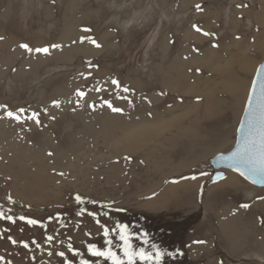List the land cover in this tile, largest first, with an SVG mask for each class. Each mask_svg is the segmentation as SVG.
I'll return each instance as SVG.
<instances>
[{
  "label": "rangeland",
  "instance_id": "374dc122",
  "mask_svg": "<svg viewBox=\"0 0 264 264\" xmlns=\"http://www.w3.org/2000/svg\"><path fill=\"white\" fill-rule=\"evenodd\" d=\"M261 7L264 12L258 0H0V105L25 110L17 122L0 108V210L16 220H0V257L11 264H62L48 253L65 251L71 264H111L87 248L103 251L111 240L123 257L116 228L123 224L132 251L155 257V245L163 253L160 264H263L264 188L230 171L213 182L208 166L234 144L246 101L239 105L237 95L219 90L222 72L213 68L231 52L251 58V72L232 69L234 82L250 88L264 55L249 49L262 28L242 13L257 10L260 19ZM21 44L49 52L29 53ZM243 45L251 51L244 56ZM178 74L187 76L184 89L175 83ZM191 85L201 93L191 94ZM77 90L85 96L78 98ZM206 93L220 104L205 108ZM105 101L122 111L112 112ZM205 109L213 115L206 118ZM196 111L206 119L195 121ZM33 112L39 125L27 119ZM188 121L199 123L189 125L196 134L185 133ZM149 123L142 142L125 139ZM193 175L196 180L181 179ZM230 176L235 183L228 186Z\"/></svg>",
  "mask_w": 264,
  "mask_h": 264
},
{
  "label": "snow or ice",
  "instance_id": "6c2138e0",
  "mask_svg": "<svg viewBox=\"0 0 264 264\" xmlns=\"http://www.w3.org/2000/svg\"><path fill=\"white\" fill-rule=\"evenodd\" d=\"M197 11L201 10V6L197 4ZM239 7V5H238ZM193 29L197 32H201L202 30L197 26L193 25ZM85 32L90 31V29H84ZM203 35L209 36L212 35L208 32H203ZM2 39V37H0ZM84 39H88L90 43L99 47L95 40H91L89 37H82L81 42ZM215 46V45H213ZM21 48L25 49L29 53H43L47 54L49 49L47 47L43 48H30L27 44H21ZM53 48L58 47V45H52ZM198 71V70H197ZM257 79L253 80L252 88L248 94L247 105L244 109V118L240 121V127L237 130L238 138L236 141L235 148L231 150L227 155H219L216 157L217 161H222L226 164V166L233 171L239 173L240 176L244 177L246 180H249L253 184H261L264 185V64H261L257 69L256 73ZM112 84L120 87L119 82L116 80H112ZM125 92H128L129 89L125 88ZM75 95L78 98H83L85 93L83 91L77 90ZM53 106L59 107L60 101L54 100ZM107 107L111 109L112 112L118 113L121 112L122 109L118 107H113L112 103L109 101H105ZM0 108H4L5 117L9 119L16 120L17 122L21 121V114L24 113V109H19L17 112L7 110V107L4 105H0ZM29 120H33L37 125L41 123L39 119V113L33 112L30 116L27 117ZM51 155V153H49ZM130 159V158H126ZM201 176L207 175V173L201 172ZM182 180H196L197 177L195 175L191 177H181ZM213 182L216 180L223 179L222 174L217 172L216 176L212 178ZM173 183H177L178 181H172ZM77 203H83V200L79 195L75 197ZM93 202L94 201H90ZM242 208H247L249 205L242 204ZM83 209H81V212ZM19 220H26L25 216H19ZM0 220H7L12 223H15L16 220L12 215H6L3 210H0ZM28 225H37L39 221L37 219H27ZM116 228L119 229L118 239L123 243L121 245H117L118 248L121 249L123 253V257L118 256L115 251L112 250L111 240H106V243L109 245L108 248H105L103 251L98 249L95 244H89L87 251L94 257H104L106 260L110 261L111 264H135V260L138 258L141 261H148L149 264H152L153 259L155 260V264H160L161 257L163 253H161L158 249H156L155 245H152V249L155 252V257H153L152 252H145L144 249H139L138 251H132V245L130 243V233L126 225L117 224ZM7 231V230H6ZM108 229H104V236H108ZM7 239L15 245L17 241L13 239L10 235L7 236ZM48 242L53 241V237L51 235L46 237ZM23 248L27 249L29 247L27 242H20ZM33 244H36L37 248H39V244L33 240ZM67 251L72 254V257L78 255V253L73 248L71 243L67 246ZM56 255L57 257L62 259V264H71V259H64L65 251H56L49 252L48 255ZM0 264H11V261H4L3 257H0ZM80 264H89L87 260H80Z\"/></svg>",
  "mask_w": 264,
  "mask_h": 264
},
{
  "label": "bare ground",
  "instance_id": "6f19581e",
  "mask_svg": "<svg viewBox=\"0 0 264 264\" xmlns=\"http://www.w3.org/2000/svg\"><path fill=\"white\" fill-rule=\"evenodd\" d=\"M259 2H264V0H258ZM262 10V12H263V8L261 7V9H260V11ZM243 13L240 11V13H242V14H244V13H248V14H251L252 15V18H253V20H254V22H255V24H257V25H259V26H261V28H262V30L260 31V32H258L257 34L256 33H254V38H255V41L254 42H252L251 44H250V46L252 47L254 44H257L256 45V49L255 48H251V49H249V50H259V51H261L259 54H258V56H260V55H264V12L262 13V17L259 19V16H260V14H257V10H256V12H255V10H247L246 8H244L243 9ZM232 24H233V26L234 25H236V22H237V18H233L232 19ZM263 25V26H262ZM257 37H259V38H257ZM242 41V39H240V41H234L235 43H234V47H237V46H239V45H241V42ZM243 50H241V55L242 56H244L245 54H247V52H251V51H246V48L244 47V45H243ZM246 51V52H245ZM234 53L233 52H231L229 55H228V59L227 60H224L223 62H221V64H220V62L219 63H217L216 64V67H214L213 68V71H220V72H222L221 74H222V76H221V79H222V81H221V83L219 84V90H226V92H228V93H230V94H233L234 96L235 95H237V96H235V97H237V98H239V102L238 103H240L239 105H243V102H244V100L247 98L246 96L248 95L247 94V92H249L248 91V88H249V85H248V82H246V86L244 87V89L243 88H241L239 85V83H237L238 81V77L236 76V75H232V73H233V71H232V69L234 68V67H238L239 69H241V70H244V68H246V69H248L249 70V72H251L252 71V68L254 67V63H251V64H249V61L248 60H251V58H246V56L245 57H243V58H246L245 60H243V58L241 59L240 57L238 58V57H236L235 55H233ZM244 54V55H243ZM213 54H212V52H210V57L212 56ZM233 57H235V59H236V61H237V65H234L233 66ZM251 57V56H250ZM238 58V59H237ZM207 59V58H206ZM209 59V58H208ZM213 59V58H212ZM221 65V66H220ZM259 66V65H258ZM257 66V67H258ZM240 70V71H241ZM256 70H257V68H256ZM256 70H255V73H256ZM184 72V71H183ZM226 73V74H225ZM255 73H254V75H255ZM224 77H226V79L224 78ZM254 77V76H253ZM195 79H197L198 80V77H196L195 76ZM242 79V78H241ZM175 83L178 85V88H180V87H182L183 89H184V86H186L188 83H189V81L187 80V76H186V79H185V77L182 75V74H178L177 75V78H175ZM234 81H237V82H234ZM242 82V81H241ZM252 82V81H251ZM138 84V83H137ZM136 84V85H137ZM237 84V85H236ZM248 85V86H247ZM207 86V85H206ZM181 88V89H182ZM190 88H192V89H194V91L191 93V94H193V93H196V94H200L201 92H199V91H197V90H195V88H196V86L195 85H191L190 86ZM138 90H143L142 88H139ZM144 91V90H143ZM181 92H182V90H181ZM220 92V91H219ZM133 93V92H132ZM183 94H185L184 92H183ZM182 94V95H183ZM143 95V94H142ZM144 95H146V93L144 94ZM136 96V95H135ZM192 97V96H191ZM145 98H146V96H145ZM203 98H204V104H205V108L208 106V108L209 107H211L212 106V104L215 102L216 104H220L217 100L216 101H214V100H212L211 99V97H210V101H208V100H206V99H208L209 98V96L207 95V93L203 96ZM195 101V100H194ZM203 102V101H202ZM245 103H246V101H245ZM215 104V106H217ZM199 104H194V108H195V110H196V108H197V106H198ZM245 105V104H244ZM237 105H235V107H236ZM193 108V109H194ZM242 108V107H241ZM204 115L206 114V118L207 117H211L212 115H213V112L211 111V109H205L204 110V113H203ZM201 115V113H199L198 111H196V115H197V118H195V121L198 119V120H200L201 122L203 121V120H205L206 118L205 117H203L204 115ZM194 120V119H193ZM188 123V125L185 127V129H184V131H185V133L186 134H196V132H197V130H194V129H192L191 128V126H189L191 123H192V121H190V123H189V121L187 122ZM194 123V127L193 128H197L198 127V124L199 123H195V122H193ZM192 123V124H193ZM150 126H153V125H151V123H149V124H142V125H139V126H137L135 129H136V131H135V133L134 132H132V133H129V134H127L126 135V138L125 139H127V140H129V139H134V140H137V141H141L142 142V140H143V137H144V135L148 132V131H150V130H152V127H150ZM164 127H165V125H164ZM187 131V132H186ZM194 132V133H193ZM149 135V134H148ZM223 141H225V140H223ZM130 142V141H129ZM226 143V142H225ZM131 144V143H130ZM175 144V143H174ZM174 144H172V145H174ZM221 144V143H220ZM223 145H224V143H223ZM190 146V145H189ZM220 146V145H219ZM218 146V147H219ZM212 148H208L206 151L207 152H209V150H211ZM215 149V148H214ZM190 154V153H189ZM232 181H234V177H232V176H230V177H228V179L227 180H225L224 182H226L227 183V185H228V183L229 184H231V183H233ZM224 182H222L223 184H224ZM234 183H235V181H234ZM221 184V183H220ZM231 185H233V184H231ZM230 185V186H231ZM225 186V185H224ZM229 186V185H228ZM214 189V188H213ZM257 204V203H256ZM256 207V206H255ZM232 232V231H231ZM264 264V263H263Z\"/></svg>",
  "mask_w": 264,
  "mask_h": 264
},
{
  "label": "water",
  "instance_id": "95a60500",
  "mask_svg": "<svg viewBox=\"0 0 264 264\" xmlns=\"http://www.w3.org/2000/svg\"><path fill=\"white\" fill-rule=\"evenodd\" d=\"M261 64H264V60L259 64V66L257 67V69L260 67ZM256 73H257V70H256ZM256 73H255V75H254V77H253V79H252V82H253V80L257 79ZM252 82H251V85H250L249 91H250L251 88H252ZM248 94H249V92H248ZM247 101H248V95H247V98H246V103H245V105H244V109H245V106L247 105ZM244 109H243L242 116H241V118H240V120H239V124H238L237 129H236V132H235V141H234V144L232 145L231 149H230L228 152H226V153H218V154H215V155H214V156L208 161V166H209V168L213 171V176H212V178L216 176V173H217V172L221 173V174H222V177H223V173L220 172V171H230V172H232V173H234V174L240 176L238 172L233 171L232 169L228 168L224 162H222V161H217V160H216V157L219 156V155H222V154H223V155H227L231 150H233V149L235 148L236 141H237V138H238V132H237V130H238L239 127H240V121L244 118ZM240 177H241L243 180H245L247 183H249L250 185H252V186H254V187H256V188H264V185H261V184H253V183L250 182L249 180H246L244 177H242V176H240ZM212 181H213V179H212ZM216 181H217V180H216Z\"/></svg>",
  "mask_w": 264,
  "mask_h": 264
}]
</instances>
